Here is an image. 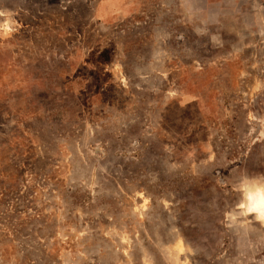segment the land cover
Listing matches in <instances>:
<instances>
[{"label":"rangeland","instance_id":"rangeland-1","mask_svg":"<svg viewBox=\"0 0 264 264\" xmlns=\"http://www.w3.org/2000/svg\"><path fill=\"white\" fill-rule=\"evenodd\" d=\"M258 193L264 0H0V264H264Z\"/></svg>","mask_w":264,"mask_h":264},{"label":"clouds","instance_id":"clouds-1","mask_svg":"<svg viewBox=\"0 0 264 264\" xmlns=\"http://www.w3.org/2000/svg\"><path fill=\"white\" fill-rule=\"evenodd\" d=\"M252 203L248 207V211L258 212L260 217L264 219V197H261L257 202L255 197H249Z\"/></svg>","mask_w":264,"mask_h":264},{"label":"bare ground","instance_id":"bare-ground-1","mask_svg":"<svg viewBox=\"0 0 264 264\" xmlns=\"http://www.w3.org/2000/svg\"><path fill=\"white\" fill-rule=\"evenodd\" d=\"M252 197H255L256 200H257V202H259L260 198H261V197H264V194H263V193H258V194L254 195V196H252ZM251 203H252V201L249 199V205H250ZM249 205H248V207H249ZM248 212H249V215H256V216H258L259 218H261L258 212H252V211H248ZM247 214H248V213H247ZM261 219H262V218H261ZM262 220H264V219H262Z\"/></svg>","mask_w":264,"mask_h":264}]
</instances>
